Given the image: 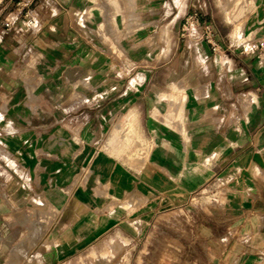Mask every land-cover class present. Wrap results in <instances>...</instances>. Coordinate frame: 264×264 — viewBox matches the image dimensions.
Listing matches in <instances>:
<instances>
[{"label":"crops","instance_id":"1","mask_svg":"<svg viewBox=\"0 0 264 264\" xmlns=\"http://www.w3.org/2000/svg\"><path fill=\"white\" fill-rule=\"evenodd\" d=\"M217 1L0 0V224L40 190L130 264H264V0Z\"/></svg>","mask_w":264,"mask_h":264},{"label":"rangeland","instance_id":"2","mask_svg":"<svg viewBox=\"0 0 264 264\" xmlns=\"http://www.w3.org/2000/svg\"><path fill=\"white\" fill-rule=\"evenodd\" d=\"M217 3L227 13L216 17L220 25L225 21L237 33L253 28L254 0ZM23 203L20 215H7L6 223L0 224V264H130L129 250L143 247L142 240L131 241L114 231L99 239H78L79 225L71 222L76 209L63 212L52 207L40 190ZM66 245L68 257L66 251L59 254Z\"/></svg>","mask_w":264,"mask_h":264},{"label":"built area","instance_id":"3","mask_svg":"<svg viewBox=\"0 0 264 264\" xmlns=\"http://www.w3.org/2000/svg\"><path fill=\"white\" fill-rule=\"evenodd\" d=\"M32 23L33 20H30ZM12 23L7 21L6 27H9ZM203 25L200 16L197 13L188 14L183 22L181 36L182 39L190 38L192 34L197 33L198 28ZM201 38H205L215 49L218 47V41L214 37V31L211 25H204L203 31L200 33Z\"/></svg>","mask_w":264,"mask_h":264}]
</instances>
